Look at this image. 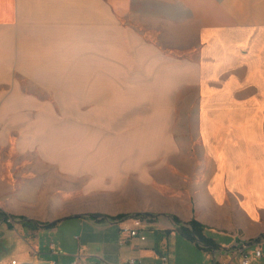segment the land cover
<instances>
[{"label":"crops","instance_id":"1","mask_svg":"<svg viewBox=\"0 0 264 264\" xmlns=\"http://www.w3.org/2000/svg\"><path fill=\"white\" fill-rule=\"evenodd\" d=\"M0 212V264H238L264 236V0H0Z\"/></svg>","mask_w":264,"mask_h":264},{"label":"built area","instance_id":"2","mask_svg":"<svg viewBox=\"0 0 264 264\" xmlns=\"http://www.w3.org/2000/svg\"><path fill=\"white\" fill-rule=\"evenodd\" d=\"M156 219L152 216H135V217H130L126 220L121 221L120 225V239L118 241L119 245H125L126 243L129 242L130 239L133 238H139L141 241H144L145 237L141 235V231L155 225ZM16 221L11 217L6 216L5 219L0 221V224H4L6 226H15ZM130 221L129 224H124V222ZM264 242V236L253 241L250 243L247 242H240L235 244L234 246L224 249L220 252H225V254L229 255L231 258V261H237L238 264H250L249 259L247 257L246 250L249 247V245H256L259 247V245ZM260 250L257 248L256 251L254 252V256L256 258L260 257ZM16 262L13 261L11 264H15ZM126 264H140L138 260L134 259H129L126 261ZM159 264H167V260L165 257L160 258V263ZM214 264H228L226 262H223L220 258H217L214 260Z\"/></svg>","mask_w":264,"mask_h":264},{"label":"rangeland","instance_id":"3","mask_svg":"<svg viewBox=\"0 0 264 264\" xmlns=\"http://www.w3.org/2000/svg\"><path fill=\"white\" fill-rule=\"evenodd\" d=\"M166 55H170L173 58L179 59V61L184 60V61H191L193 63H197L198 43L196 41L194 51L190 49L188 51H183V50L168 51L166 52ZM202 98L203 97L201 93L200 94L198 93L197 87L185 86L180 90L177 97L176 115L178 116V127H181L185 132L187 130H189L190 132L194 131V124L190 121L187 123L186 116L189 117L197 113H200V115L207 114L203 106L200 107L196 106L198 104L200 105V102H202L201 101ZM197 110H199V112ZM198 252L201 254L204 263L211 264V263H207L206 259L204 258L205 256L203 255V251H201L198 248ZM261 254H262L261 263L264 264V245L261 247ZM204 263L199 262V264H204Z\"/></svg>","mask_w":264,"mask_h":264},{"label":"trees","instance_id":"4","mask_svg":"<svg viewBox=\"0 0 264 264\" xmlns=\"http://www.w3.org/2000/svg\"><path fill=\"white\" fill-rule=\"evenodd\" d=\"M135 216H139V215H135ZM127 217H129V216H120L116 219H125ZM5 218H6V216L0 212V221L5 219ZM186 225L189 226L190 228L188 229L184 226H182L180 228V232L183 235H185L191 241H198L199 244L204 246L206 249H210V250L216 249V245L213 243V241L204 235L203 228L199 223H197L195 220H191Z\"/></svg>","mask_w":264,"mask_h":264},{"label":"water","instance_id":"5","mask_svg":"<svg viewBox=\"0 0 264 264\" xmlns=\"http://www.w3.org/2000/svg\"><path fill=\"white\" fill-rule=\"evenodd\" d=\"M184 226H186V227H188V228H190L189 226H187V225H185L184 224ZM199 246H201V247H204V246H202L201 244H199V242L198 241H195ZM205 248V247H204Z\"/></svg>","mask_w":264,"mask_h":264}]
</instances>
